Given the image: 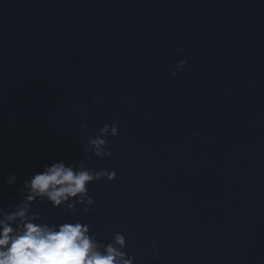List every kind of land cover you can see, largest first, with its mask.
I'll use <instances>...</instances> for the list:
<instances>
[{
    "label": "water",
    "instance_id": "water-1",
    "mask_svg": "<svg viewBox=\"0 0 264 264\" xmlns=\"http://www.w3.org/2000/svg\"><path fill=\"white\" fill-rule=\"evenodd\" d=\"M59 159L116 170L77 218L137 264H264V0H0V203Z\"/></svg>",
    "mask_w": 264,
    "mask_h": 264
},
{
    "label": "clouds",
    "instance_id": "clouds-1",
    "mask_svg": "<svg viewBox=\"0 0 264 264\" xmlns=\"http://www.w3.org/2000/svg\"><path fill=\"white\" fill-rule=\"evenodd\" d=\"M182 55L185 50L178 48ZM181 59L169 76L175 77L186 66ZM129 107H132L129 101ZM88 112L89 109L84 107ZM81 127L86 131L88 124ZM195 135L203 143L201 133ZM119 136V117L104 124L87 140L83 152L99 159H110L111 139ZM117 178L115 169H96L82 160L59 159L45 164L41 170L30 173L22 182L12 173L4 180L7 186L16 185L18 195L0 203V264H137L134 254L127 251V237L115 231L110 239L93 230L86 221L77 218V209L84 215L94 211L95 199L89 186L100 180L112 182ZM50 205L67 213L55 222L38 211L40 205ZM159 236L151 242L156 261L163 257L157 247Z\"/></svg>",
    "mask_w": 264,
    "mask_h": 264
}]
</instances>
